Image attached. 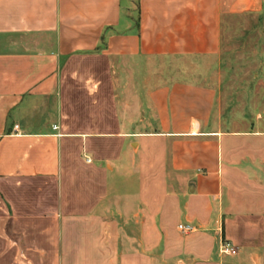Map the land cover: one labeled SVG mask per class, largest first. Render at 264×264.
<instances>
[{
	"label": "crops",
	"instance_id": "1",
	"mask_svg": "<svg viewBox=\"0 0 264 264\" xmlns=\"http://www.w3.org/2000/svg\"><path fill=\"white\" fill-rule=\"evenodd\" d=\"M263 11L0 0V264H264V115L223 130L211 81Z\"/></svg>",
	"mask_w": 264,
	"mask_h": 264
},
{
	"label": "rangeland",
	"instance_id": "2",
	"mask_svg": "<svg viewBox=\"0 0 264 264\" xmlns=\"http://www.w3.org/2000/svg\"><path fill=\"white\" fill-rule=\"evenodd\" d=\"M213 61L216 72L210 76L219 90L216 114L221 128L250 130L258 112L264 115V11L230 18L221 53ZM198 71L202 75L195 78L210 80L205 68Z\"/></svg>",
	"mask_w": 264,
	"mask_h": 264
},
{
	"label": "built area",
	"instance_id": "3",
	"mask_svg": "<svg viewBox=\"0 0 264 264\" xmlns=\"http://www.w3.org/2000/svg\"><path fill=\"white\" fill-rule=\"evenodd\" d=\"M179 229H180V231H182L184 233H188V232L193 231L195 229V227L191 224H180ZM223 250H224V252L229 253V254H236L237 253V249L229 241H227L223 244Z\"/></svg>",
	"mask_w": 264,
	"mask_h": 264
}]
</instances>
